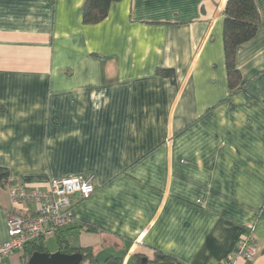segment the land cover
<instances>
[{"label":"crops","instance_id":"0c3cea01","mask_svg":"<svg viewBox=\"0 0 264 264\" xmlns=\"http://www.w3.org/2000/svg\"><path fill=\"white\" fill-rule=\"evenodd\" d=\"M84 2L0 0V243L9 214L36 212L10 187L82 174L95 190L62 234L99 264H220L247 234L258 252L234 264H264V0L233 92L226 0H118L92 24Z\"/></svg>","mask_w":264,"mask_h":264},{"label":"built area","instance_id":"2783aa9c","mask_svg":"<svg viewBox=\"0 0 264 264\" xmlns=\"http://www.w3.org/2000/svg\"><path fill=\"white\" fill-rule=\"evenodd\" d=\"M94 190L92 178L82 174L51 179L45 187H10L8 193L13 205L34 203L36 212L8 215L7 237L0 243V264H5L4 259L11 254L21 252L26 243L76 222L72 198L87 199ZM257 252L253 236L247 234L236 242L233 253L225 255L220 264H234L238 257L250 262Z\"/></svg>","mask_w":264,"mask_h":264},{"label":"trees","instance_id":"16d2710c","mask_svg":"<svg viewBox=\"0 0 264 264\" xmlns=\"http://www.w3.org/2000/svg\"><path fill=\"white\" fill-rule=\"evenodd\" d=\"M118 0H85L82 20L86 24L97 23L104 19L112 2ZM223 21V47L226 68L227 86L233 92L241 84V74L235 65L237 47L251 39L259 24L260 18L254 0H226ZM158 75L168 77L172 82L175 80L174 70L171 68H158ZM9 171L0 166V186H5L8 181ZM68 227V226H67ZM59 228L56 233L58 251L72 254L80 253L82 256L78 264H99L91 247H78L71 245L63 236L62 231L67 228ZM35 252H48L45 246V237H39L24 245L19 255L20 264H27L30 256ZM167 255L156 253L154 261L158 264L169 261ZM122 259L117 256L106 257L102 264H121Z\"/></svg>","mask_w":264,"mask_h":264},{"label":"water","instance_id":"95a60500","mask_svg":"<svg viewBox=\"0 0 264 264\" xmlns=\"http://www.w3.org/2000/svg\"><path fill=\"white\" fill-rule=\"evenodd\" d=\"M82 259L80 253L66 254L60 251L53 253L35 252L27 261V264H78ZM158 264H175L172 261H163Z\"/></svg>","mask_w":264,"mask_h":264},{"label":"rangeland","instance_id":"374dc122","mask_svg":"<svg viewBox=\"0 0 264 264\" xmlns=\"http://www.w3.org/2000/svg\"><path fill=\"white\" fill-rule=\"evenodd\" d=\"M45 246H46V248L48 249V251H49L50 253L55 252L56 242H55V240H54V237H52V236H47L46 239H45ZM17 253H18V252H17ZM18 257H19L18 254H15V255L13 256V259L15 260L16 264L19 263V261H18Z\"/></svg>","mask_w":264,"mask_h":264}]
</instances>
